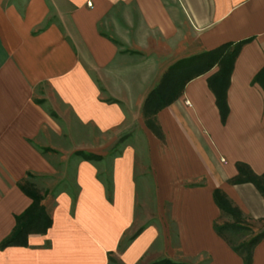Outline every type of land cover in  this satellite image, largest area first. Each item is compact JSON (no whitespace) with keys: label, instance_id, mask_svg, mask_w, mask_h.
I'll return each mask as SVG.
<instances>
[{"label":"crops","instance_id":"obj_1","mask_svg":"<svg viewBox=\"0 0 264 264\" xmlns=\"http://www.w3.org/2000/svg\"><path fill=\"white\" fill-rule=\"evenodd\" d=\"M247 38L225 123L207 83L215 66L155 113L162 138L146 126L144 101L171 65ZM263 67L264 0H0V242L31 201L21 186L29 175L43 176L54 199L48 229L29 233L27 245L0 247V264H108L109 255L120 264H243L214 230L213 189L248 219L264 217L252 182L227 181L236 160L264 171V91L252 83ZM77 131L86 136L76 144ZM115 146L97 161L64 155ZM139 162H147L160 225L143 224L121 245L147 176ZM59 168L74 169L69 185L57 187ZM251 264H264V237Z\"/></svg>","mask_w":264,"mask_h":264},{"label":"trees","instance_id":"obj_2","mask_svg":"<svg viewBox=\"0 0 264 264\" xmlns=\"http://www.w3.org/2000/svg\"><path fill=\"white\" fill-rule=\"evenodd\" d=\"M249 40L250 38L237 42H226L213 49L182 58L171 65L168 71L163 75L160 83L148 93L144 101L142 114L146 126L157 137L162 138V132L155 119V113L174 100L181 93L183 86L187 81L205 74L215 66L217 67V70L207 78V83L215 96V104L218 108L221 122L225 123L229 113L226 92L234 60L241 46ZM176 74L184 75L185 79L181 83L180 88L174 93V87L172 84L170 85L169 82L172 80V76ZM252 83H258L264 91V67L255 74ZM75 152L83 155L85 159L100 158L99 154L93 152H85L83 150H76ZM235 166L237 173L234 176L229 177L227 181L230 183H240L245 181L252 182L264 195V171L255 172L247 162L242 160H236ZM23 189L31 197V201L20 213L15 215V226L12 231L1 240V248L7 245H27L29 233L45 232L52 223V207H47L45 203L41 202L44 194H46L48 190L46 189L44 194H37L25 188ZM213 199L221 212L229 214L232 218L236 219L235 223H219L215 220L213 223L214 230L242 257L243 264H251L253 248L255 244L264 237V229L253 234L246 240H242L239 243H233L226 236L225 232L230 229L236 230L243 228L239 221L248 218L220 187H215L213 189ZM109 260L113 259L109 257ZM149 264L188 263L184 261H173L170 258L165 257L152 261Z\"/></svg>","mask_w":264,"mask_h":264},{"label":"rangeland","instance_id":"obj_3","mask_svg":"<svg viewBox=\"0 0 264 264\" xmlns=\"http://www.w3.org/2000/svg\"><path fill=\"white\" fill-rule=\"evenodd\" d=\"M184 79H185V77L182 74H178V75L176 74V75L172 76V80H170L169 84L173 85L174 93L180 88L181 83L184 81ZM77 132L79 134L75 133V135H74V143H76V144H77L76 140H81V139L85 138V136H86L81 131H77ZM78 142H79V144H81L80 143L81 141H78ZM76 144H75V146H76ZM78 150H83V149H78ZM75 151L72 153L64 154L67 156V160L85 159L83 157V155L76 153ZM83 151L90 152V151H86V150H83ZM118 151H119L118 146L111 147L107 153L100 154V153L93 152L95 154H99L100 158H98V159L97 158H90V159H85V160L97 161V160L103 158L104 156H113ZM58 155L60 156V153H58ZM138 164H139V168H140V169H138V174H140V172L142 171L144 174H147L148 177L146 176V178L143 179L142 182L141 181L139 182V188H140V191H142V193L138 195L139 198L137 200V204L135 207V216H134L133 226H132L131 230L128 231L125 234V236L123 237L121 245H123L127 241L128 237L130 236V234L133 231L138 230L143 224L150 222V221H154V222H158V224L160 225V221H158L156 214L159 210V206L161 209V204H159L156 200V196L154 193L155 188H154L153 184L149 183V173L150 172L147 168V162H139ZM142 167H144V168H142ZM73 176H74V169L73 168L72 169H70V168H67V169L61 168L60 169L59 168L58 173L55 174V176H54L56 178L58 177L57 178L58 179L57 187H59L58 184L69 185L66 178L67 177H73ZM42 177L43 176H33L31 174L21 184V186L23 188H25L31 192H35L37 194H44L45 190L47 189L48 192L46 194H44V197H43L41 202L45 203L47 207H52L53 203H54L53 196L47 195V194H49V187L50 186L48 188H46L45 180ZM60 178H62V179H60ZM104 180H105V187H106L107 196H108V198H110L111 197L112 184H111L110 178L108 177L107 172H105ZM70 187L72 189L74 188L71 185H70ZM75 191H76V188H75ZM75 191L73 189V193H75ZM164 209L167 212L168 202H166L164 204ZM165 218H166V222L170 226V229L174 230V226L172 224V221L170 219H168L167 215L165 216ZM235 221H236V219L232 218L229 214H225L223 212H221V214L217 217V222H219V223H223V222L235 223ZM239 222L242 224L243 228H239L236 230L230 229V230H227L225 232L226 236L233 243H239L242 240H246L249 237H251L253 234L258 233L264 229V217H263V219H246V220L239 221ZM161 238H162V234L160 233L157 242H161ZM171 238H172V244L176 245L177 242H176V237H175L174 231L171 232ZM109 257H111L113 260H109L108 264H120V262L117 261L113 256L109 255ZM166 258H168V257H166ZM206 258H207L206 256L203 257V259H202L203 263L205 262ZM156 260H159V259H156ZM184 262H186V261H184Z\"/></svg>","mask_w":264,"mask_h":264}]
</instances>
